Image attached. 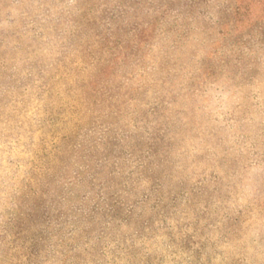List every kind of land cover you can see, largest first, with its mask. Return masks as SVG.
I'll return each mask as SVG.
<instances>
[{
  "label": "rangeland",
  "instance_id": "374dc122",
  "mask_svg": "<svg viewBox=\"0 0 264 264\" xmlns=\"http://www.w3.org/2000/svg\"><path fill=\"white\" fill-rule=\"evenodd\" d=\"M0 264H264V0H0Z\"/></svg>",
  "mask_w": 264,
  "mask_h": 264
}]
</instances>
